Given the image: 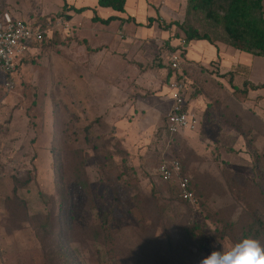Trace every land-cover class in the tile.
<instances>
[{"label":"rangeland","instance_id":"1","mask_svg":"<svg viewBox=\"0 0 264 264\" xmlns=\"http://www.w3.org/2000/svg\"><path fill=\"white\" fill-rule=\"evenodd\" d=\"M0 1L9 12H30L26 18L62 21L16 68L12 90L0 70V264H200L234 245L220 236L222 220L238 232L255 216L264 220V89L236 91L243 70L221 78L219 60L184 63L200 123L172 138L168 55H188L181 29L178 47L151 40L83 72L95 61L59 15L70 0ZM252 59L248 77L264 83V56ZM91 103L99 104L93 116ZM166 157L183 161L193 202L158 175ZM77 164L88 191L75 182Z\"/></svg>","mask_w":264,"mask_h":264},{"label":"crops","instance_id":"2","mask_svg":"<svg viewBox=\"0 0 264 264\" xmlns=\"http://www.w3.org/2000/svg\"><path fill=\"white\" fill-rule=\"evenodd\" d=\"M90 1L91 0H75L74 3V0H70V4H68L69 7H87L89 9H86L82 13H77L72 9L64 12L66 21H68L72 27L76 28V34L80 36L79 39L86 40V44L83 45V48H85L84 50L90 49L86 53L91 56V61H95L91 64L90 59H88L90 64H86L83 68V72L104 69L103 63L99 65V60L103 62L104 55L111 52L114 54L115 50L122 49L123 52H129V48H136L139 44V47L149 48V45L152 44L151 40L156 41L157 39L166 41L167 43L169 42V44L174 47L180 45L181 36L177 37L175 33L177 30L181 29L178 23L182 24L186 19L188 0H126L125 10L123 12L116 11L109 7H101L98 5V0H92L94 2ZM2 2H6L8 5L11 3L13 5H18L9 0H2ZM4 12L12 18L30 19L29 17L26 18L30 12H25L22 9L21 11L14 10L9 12L5 10ZM36 15L47 16L48 14H39L36 12ZM111 16H115L116 19L110 21L108 24H103L95 20L96 17L107 19ZM48 38H52V31L49 32L47 39ZM43 45L44 44H39L30 48L26 55L19 61L18 66L33 58V56H37L41 52ZM86 45H88V48ZM187 48L188 55L184 56V63L186 64L188 61L187 65H195L194 62H201V65L207 66L214 60H219L217 66L219 67V76H221V78H225L226 74L232 72L235 68H240L244 71V75L242 76L244 83L248 81L250 85L264 84L254 83L249 79L250 77H248L252 67V58L262 56H254L246 52H241L222 43L211 44L205 40H193L188 44ZM171 53L168 55V64L170 62ZM133 54H135V51ZM70 62L73 63L71 60ZM116 66L117 65L114 67ZM69 68H72V64L69 65ZM83 85L87 87L90 86L88 83L84 82ZM262 89L264 88L256 89L255 91L261 92ZM88 90H86L88 94L92 93L90 89ZM251 91L252 89H249L248 93ZM170 92V86H168L167 98L169 109L172 105ZM83 93L85 92L82 91L81 94L83 95ZM196 104V98L188 102L189 108L197 114L199 120ZM98 105V103H96V105L95 103H91V106L88 105L92 116L94 113L99 112ZM165 133L168 135L166 130ZM195 133L196 132H194V134Z\"/></svg>","mask_w":264,"mask_h":264},{"label":"trees","instance_id":"3","mask_svg":"<svg viewBox=\"0 0 264 264\" xmlns=\"http://www.w3.org/2000/svg\"><path fill=\"white\" fill-rule=\"evenodd\" d=\"M263 1L264 0H188L186 19L182 24L178 23V26L189 42L193 40H205L211 44L222 43L241 52H246L254 56H264ZM98 5L123 12L125 10L126 0H98ZM69 9L77 13H82L89 8L69 7L68 4H65L59 15H65L64 12ZM4 11L2 6V13ZM114 19H116L115 16H111L107 19L95 18L96 21H102L104 23H109ZM57 20L61 19H57L55 15H53V17L47 15L35 19V24L40 26L44 31V40L39 44L42 45L47 41L48 32L52 31L50 28ZM196 22L198 24H196ZM39 44H35L34 46ZM260 88H264V84L250 85L248 81H245L244 89H236V91H242L244 94H247L249 89L256 90ZM168 135L172 138L175 136L169 133ZM172 159H177L182 163L181 175L189 178L185 172L183 161L180 158L166 157L163 158L161 162ZM61 176L63 177V174H60V177ZM189 181L193 190V183L190 178ZM75 182L82 187V189L84 188L86 191L89 190L86 172L80 164L76 165ZM14 192H17V186L14 187ZM194 195L196 196V192ZM105 224L106 228L110 227L108 220ZM222 225L223 228L221 229L220 236L224 238L228 237L234 244L247 237L260 239L264 234V220L257 216L251 219L250 223L247 224L242 232H238L234 223L230 222L228 219L222 220ZM112 253L114 254L112 257L114 260L115 252L112 251ZM114 264L123 263L117 260Z\"/></svg>","mask_w":264,"mask_h":264},{"label":"built area","instance_id":"4","mask_svg":"<svg viewBox=\"0 0 264 264\" xmlns=\"http://www.w3.org/2000/svg\"><path fill=\"white\" fill-rule=\"evenodd\" d=\"M35 22L32 19L12 18L5 12L2 13L0 4V70L6 77V87L9 91L14 88L13 74L19 61L30 48L44 40V31ZM61 22L57 20L53 25L58 27ZM183 53L172 52L169 59L172 71L169 82L172 105L167 114L166 131L170 135L195 129L199 123L197 114L188 106L189 81L183 70L185 62ZM157 172L163 179L178 184L180 196L184 200L190 202L195 200L189 179L181 175L182 163L179 160L161 162Z\"/></svg>","mask_w":264,"mask_h":264},{"label":"clouds","instance_id":"5","mask_svg":"<svg viewBox=\"0 0 264 264\" xmlns=\"http://www.w3.org/2000/svg\"><path fill=\"white\" fill-rule=\"evenodd\" d=\"M200 264H264V243L247 237L227 251H212Z\"/></svg>","mask_w":264,"mask_h":264}]
</instances>
